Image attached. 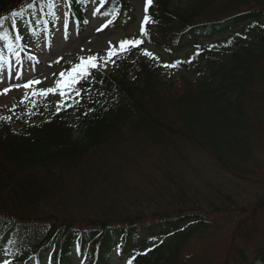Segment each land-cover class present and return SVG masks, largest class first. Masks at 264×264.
Wrapping results in <instances>:
<instances>
[{"label":"trees","instance_id":"16d2710c","mask_svg":"<svg viewBox=\"0 0 264 264\" xmlns=\"http://www.w3.org/2000/svg\"><path fill=\"white\" fill-rule=\"evenodd\" d=\"M57 1L0 0L4 34L17 20L34 34L41 21L50 27ZM91 1L69 0L70 17L85 22ZM98 1L111 28L135 24L124 0ZM219 2L223 11L208 14ZM263 4L157 0L118 69L74 85L81 94L50 121L0 130L8 264H76L74 254L87 264H264V240L249 249L264 198ZM147 45L190 52L181 94ZM216 242L226 249L212 252Z\"/></svg>","mask_w":264,"mask_h":264},{"label":"rangeland","instance_id":"374dc122","mask_svg":"<svg viewBox=\"0 0 264 264\" xmlns=\"http://www.w3.org/2000/svg\"><path fill=\"white\" fill-rule=\"evenodd\" d=\"M124 1L134 8L137 19L135 24L128 30L110 27L105 31L107 21L103 18L95 17L93 9L97 5L95 3H93L92 8H89L87 13V19L90 20V23L84 30H81L77 27L78 24L74 20L69 19L68 2L67 0H62L61 4L59 3L55 8L58 14V24L52 39L47 36L46 30L41 32L35 40L29 38L27 26L21 22H19L16 32L19 41H25V38L28 39L29 45L27 48L20 47L13 42L9 43L5 36H0V93L5 92V88L11 91L6 99L0 100L1 131L7 128L19 131L23 128V125L28 123L50 121V113L61 108L67 95L62 99L59 94H49L46 97H41L33 96V92L55 88L59 73L65 71L66 66L74 67L80 62L81 58L87 59L91 56H97L98 68L107 72H113L118 69V62L130 49L127 52L113 56L112 61L114 62H108L105 66L109 44L118 46L120 41L133 38L144 41V37L141 35L142 22L144 17L148 16V7L157 0H153L151 5H147L146 0ZM249 1L253 6L263 7L262 1L264 0H258L261 1L259 3L255 0ZM189 2L190 0H172L176 9L185 7ZM225 6H227L225 2H219L214 7H210L208 14L217 15L223 11L222 9ZM144 50L153 53L154 57L158 58L153 59L146 56L159 63L162 78L165 81H174L176 92L181 94L186 87L183 81L179 79L185 75V70L180 63L176 67L169 68L164 67V65L175 64L177 61L182 62L183 59L189 57L190 52L183 51L169 55L150 45H147ZM96 69H92L91 74ZM36 80L41 81V83H32L31 88L23 87L24 84ZM262 205L263 208L259 211V227H261V230L259 236L257 234L255 240H251L252 242L249 244V249L252 250L264 240V198L260 203V206ZM200 245L203 248H208L207 244L200 243ZM201 246H197L200 251H202ZM226 247V244L216 242L212 252L219 253ZM73 258L77 262L76 264H86V261H83V258L78 257L76 254L73 255ZM114 258L115 264L125 260V258H119L118 256H114ZM5 262L6 257L0 256V264Z\"/></svg>","mask_w":264,"mask_h":264},{"label":"snow or ice","instance_id":"6c2138e0","mask_svg":"<svg viewBox=\"0 0 264 264\" xmlns=\"http://www.w3.org/2000/svg\"><path fill=\"white\" fill-rule=\"evenodd\" d=\"M153 0H146L147 5H151ZM147 11V9H145ZM13 15H16L13 13ZM149 23V17L145 16L141 26V35L144 34V26ZM143 43V40L140 39H124L119 42L118 46H114L111 43L109 44V48L107 50V59L105 60V66L108 62L112 61V57L115 55H119L123 52H127L130 48H138ZM143 55L148 56L149 58L158 59L154 57V54L144 50ZM183 63L181 61H177L175 64H166L164 67H176L177 64ZM98 68V57L91 56L87 59L81 58L80 62L76 64L69 70L62 71L59 73V79L55 82V88H48L41 90L39 92H33V96H41L46 97L49 94H59L60 97L63 99L66 95L69 99L72 98V93L69 90H73L76 96H79L81 93L78 90L74 89V85H78L81 83L82 80L88 78L91 75V70ZM32 83L39 84L41 81H31L27 84H24L23 87L31 88ZM9 89L5 88V92ZM59 106V105H58Z\"/></svg>","mask_w":264,"mask_h":264},{"label":"bare ground","instance_id":"6f19581e","mask_svg":"<svg viewBox=\"0 0 264 264\" xmlns=\"http://www.w3.org/2000/svg\"><path fill=\"white\" fill-rule=\"evenodd\" d=\"M10 93L11 91L0 93V100L6 99Z\"/></svg>","mask_w":264,"mask_h":264}]
</instances>
